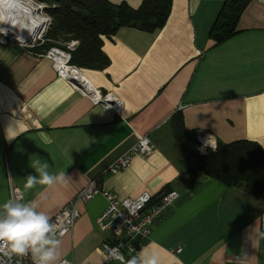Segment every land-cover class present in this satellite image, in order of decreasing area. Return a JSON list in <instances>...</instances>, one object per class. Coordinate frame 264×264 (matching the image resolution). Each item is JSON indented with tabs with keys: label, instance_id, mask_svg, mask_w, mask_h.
Listing matches in <instances>:
<instances>
[{
	"label": "crops",
	"instance_id": "obj_1",
	"mask_svg": "<svg viewBox=\"0 0 264 264\" xmlns=\"http://www.w3.org/2000/svg\"><path fill=\"white\" fill-rule=\"evenodd\" d=\"M109 1L134 9L143 2ZM224 2L173 0L166 24L155 32L124 27L104 38L109 65L80 68L95 86L124 101L121 116L92 105L57 76L49 59L14 44L0 46V215L10 202L9 178L49 221L94 180L120 198L149 192L154 203L178 191L137 264L151 252L160 264H264V201L214 178L190 182L174 136V117L181 115L187 131L264 149V0L250 1L237 34L217 44L210 32ZM142 136L155 151L106 175ZM44 163L45 171L63 178L28 188L27 176L39 177ZM107 204L102 196L79 203L81 216L71 233L55 240L51 264H118L100 252L109 235L95 227Z\"/></svg>",
	"mask_w": 264,
	"mask_h": 264
},
{
	"label": "built area",
	"instance_id": "obj_2",
	"mask_svg": "<svg viewBox=\"0 0 264 264\" xmlns=\"http://www.w3.org/2000/svg\"><path fill=\"white\" fill-rule=\"evenodd\" d=\"M32 8L35 23L14 31L13 24L3 25L0 21V46L14 44L21 49L37 56L47 58L52 62V68L60 79L70 84L74 90L87 98L92 105L112 110L119 116L124 111V101L112 91H104L95 86L85 75L82 69L72 62V53L79 46V41L63 43V46H52L49 49L40 50L47 43L46 35L53 25V18L48 9V3L34 8L33 0H24ZM30 34V36H28ZM210 136L213 146L205 145L204 141ZM201 155H208L218 148L216 137L208 132L200 131L195 135ZM156 147L148 136L140 137L138 143L128 152L123 154L105 172L106 175H114L119 171L128 169L132 165L134 157L150 156ZM10 180V202L29 204L24 194ZM178 191H171L158 201L153 202L149 192L142 193L136 198H120L100 186L97 180L91 181L75 199L57 214L50 222L52 225L49 235L58 240L71 233L76 221L80 218L79 203L86 204L97 196L107 200V207L95 221L96 230L109 235L102 243L100 252L108 262L129 264L132 258L137 257L150 238L154 224L174 205L179 197ZM6 215V214H5ZM0 215V217H3ZM264 230V214L262 217ZM38 258L33 251L18 256L11 252L6 244H0V264H37ZM57 264H73L70 260L63 259Z\"/></svg>",
	"mask_w": 264,
	"mask_h": 264
},
{
	"label": "trees",
	"instance_id": "obj_3",
	"mask_svg": "<svg viewBox=\"0 0 264 264\" xmlns=\"http://www.w3.org/2000/svg\"><path fill=\"white\" fill-rule=\"evenodd\" d=\"M55 5L49 10L54 23L48 32L49 49L56 42L78 40L72 62L81 67L104 69L109 59L104 55V38L111 39L124 27L152 33L162 28L170 16L173 0H143L138 9L126 3L115 5L109 0H44ZM252 0H225L222 11L210 32L221 44L234 37L243 10ZM174 136L181 150V161L189 181L214 178L228 187H237L264 201V149L257 142L220 143L215 152L199 154L195 132L187 131L181 115L174 117Z\"/></svg>",
	"mask_w": 264,
	"mask_h": 264
},
{
	"label": "clouds",
	"instance_id": "obj_4",
	"mask_svg": "<svg viewBox=\"0 0 264 264\" xmlns=\"http://www.w3.org/2000/svg\"><path fill=\"white\" fill-rule=\"evenodd\" d=\"M204 144L213 146L210 136ZM35 163L39 164L40 161L37 160ZM47 167L48 164L44 163L37 169L39 177L28 175L26 186L31 188L37 183L51 186L63 178V173L58 176L49 174L45 171ZM3 207L6 215L0 217V244H6L11 252L18 256L26 254L31 249L38 254L37 264H51L56 259L55 248L59 241L48 238L52 228L48 215L37 211L29 204L7 202ZM129 264H137L135 258H132ZM145 264H160L158 253H149Z\"/></svg>",
	"mask_w": 264,
	"mask_h": 264
},
{
	"label": "bare ground",
	"instance_id": "obj_5",
	"mask_svg": "<svg viewBox=\"0 0 264 264\" xmlns=\"http://www.w3.org/2000/svg\"><path fill=\"white\" fill-rule=\"evenodd\" d=\"M0 21L3 25L13 24L17 30L35 23L33 10L24 0H0Z\"/></svg>",
	"mask_w": 264,
	"mask_h": 264
},
{
	"label": "rangeland",
	"instance_id": "obj_6",
	"mask_svg": "<svg viewBox=\"0 0 264 264\" xmlns=\"http://www.w3.org/2000/svg\"><path fill=\"white\" fill-rule=\"evenodd\" d=\"M34 2H35V5H34V8H35V11H36V9L37 8H39V6H42L41 4H44V3H47L46 1H44V0H33ZM25 2V1H24ZM50 6H53V5H50ZM49 10H51V9H48V11ZM53 23H54V20H53ZM52 28V27H51ZM50 28V29H51ZM50 31V30H49ZM48 31V32H49ZM48 34V33H47ZM47 36V35H46ZM70 41H73V40H70ZM70 41H67V42H70ZM74 41H78V40H74ZM63 43H66V42H64L63 40H60V41H58V42H56V45L55 46H63ZM198 148H199V146H198ZM197 148V150H198V152H199V149ZM199 154H200V152H199ZM201 155V154H200ZM203 156V155H202ZM206 156V155H205Z\"/></svg>",
	"mask_w": 264,
	"mask_h": 264
},
{
	"label": "water",
	"instance_id": "obj_7",
	"mask_svg": "<svg viewBox=\"0 0 264 264\" xmlns=\"http://www.w3.org/2000/svg\"><path fill=\"white\" fill-rule=\"evenodd\" d=\"M14 31H18L16 27L14 28ZM28 36H30V34H28Z\"/></svg>",
	"mask_w": 264,
	"mask_h": 264
}]
</instances>
